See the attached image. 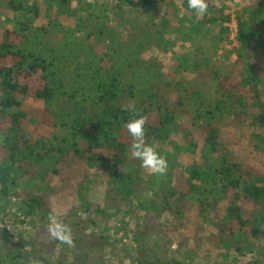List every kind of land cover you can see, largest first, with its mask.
<instances>
[{
	"label": "trees",
	"instance_id": "16d2710c",
	"mask_svg": "<svg viewBox=\"0 0 264 264\" xmlns=\"http://www.w3.org/2000/svg\"><path fill=\"white\" fill-rule=\"evenodd\" d=\"M27 1L0 0L1 8L22 16L0 19V217L11 213L31 226L17 236L2 229L10 264H108L118 255L112 229L136 245V264H177L167 251L174 244L186 247L184 240L195 249L193 260L264 264V0H207L208 12L199 16L188 0H111L101 7L84 0L92 15L111 14L117 24L124 5L145 9L132 13L139 22L132 55L155 49L175 56L167 64L149 62L155 73L149 88L124 82L123 69L99 72L89 106L80 90L60 81L54 55L24 47L38 17L49 18L34 29L44 34L49 25H61L60 17H72L83 0ZM236 2L229 51L235 59L221 72L211 55L231 41L227 24ZM164 33L175 35L182 48L211 39L214 50L201 59L177 55L172 42L160 47L155 40ZM99 60L103 69H113L112 55ZM203 65L215 82L213 100L186 87ZM140 116L146 143L165 159L176 156L152 181L132 155L126 128ZM31 121L54 131L33 140L27 136ZM226 129L251 152L224 144ZM252 152L260 155L259 164ZM92 181L99 182L95 191ZM62 208L66 213L57 212ZM53 219L70 228V243L52 237ZM99 220L106 224L100 227Z\"/></svg>",
	"mask_w": 264,
	"mask_h": 264
},
{
	"label": "rangeland",
	"instance_id": "374dc122",
	"mask_svg": "<svg viewBox=\"0 0 264 264\" xmlns=\"http://www.w3.org/2000/svg\"><path fill=\"white\" fill-rule=\"evenodd\" d=\"M32 0H28V3H31ZM89 2L97 1L98 6L101 7L102 3L111 1V0H86ZM235 12L233 13L232 20L229 24L230 27V42L229 44L220 46L215 54L211 55L212 57V67H219L221 72L225 71L227 63L232 62L235 57L230 54L229 51L234 44V34H235V18L234 15L238 10V3H234ZM74 15L69 18H59L61 25L52 26L49 25V30L44 34H38L37 29L41 25L48 24V17H38L35 21V25L32 28L33 30L28 33V41L24 47L27 50L32 51L34 54H43L45 56L54 55L57 65V76L61 82H63L67 89L69 90H80L86 98V104L89 106L91 100L88 98L89 95L94 93V78H97L98 73L105 75V72H109L110 75L113 72L118 70H124V82L134 83L136 86H145L146 88L150 87V83L154 81V68L149 66L150 61H153L155 58L162 63H170L171 58L175 57L165 54V52H158V50H140L138 55L134 57L132 51L137 50L135 44L132 42V38L136 35L133 31L135 24L139 22L133 19L132 13H140L144 10H136L129 6L124 5V14L120 19V23L117 24V21H114L111 14L104 15V13L97 12L94 16L91 14L92 10L84 2L74 6ZM4 17H18L21 19L22 16L19 13H13L8 9L0 7V19ZM8 28H12V24H8ZM211 29L210 34H213ZM216 30V29H215ZM214 30V31H215ZM137 31V30H136ZM145 31V30H144ZM38 35V36H37ZM143 37H148L143 34ZM156 37V35H155ZM149 38V37H148ZM146 38V39H148ZM140 36L137 38L140 40ZM160 42V47H163L165 43L170 46L171 42L173 43L171 47H176L177 55L179 52L183 51L184 53H189L192 57L196 59H201L205 53H211L212 50L208 48L211 45V39L207 43H203L201 40H195L194 45L192 43L186 44L185 48H182L181 44L177 42L175 35L169 33H164L162 37L155 39ZM203 45L204 48H200ZM138 51V50H137ZM103 54H110L114 58L112 62L113 69H103L101 67V61L99 57ZM176 55V56H177ZM138 59V62L135 60ZM207 66H201L195 73V76L192 77L186 83V87L189 90L199 89L204 93V96L207 100H213L217 97L215 93V82L212 81L210 75L208 74ZM123 72V71H122ZM34 107H39L41 104L36 103ZM54 131L53 128H50L42 123L32 122L29 123L27 129V136L33 140H45L50 137V133ZM223 143L226 145L233 144V149L236 150V153L242 151L243 147L249 149V145L241 146L242 140H237L235 137H231V130L226 129L223 131ZM243 145V144H242ZM251 152V148L249 149ZM92 153L97 156L100 154L99 149L93 148ZM160 152V151H159ZM162 153V152H160ZM163 156V154H160ZM252 162L259 164L260 155L252 152ZM175 154L172 155L167 161V169L173 164L175 159ZM177 167H182L183 163L181 161L175 163ZM166 169V170H167ZM165 170V171H166ZM160 175L153 173L150 169L144 168L143 176L151 178ZM98 183L92 181L90 183V188L92 191L97 190ZM99 191V190H98ZM100 192V191H99ZM66 213V209H57V212ZM100 227L106 224V222H100ZM115 221V219H114ZM118 221V218H116ZM203 225V224H201ZM6 229L11 235L17 236L23 234L24 231H31V226L27 223H20L19 220L14 217V215L7 214L6 216L0 217V264H10V260L7 258L6 252L4 251L3 240L1 239V231ZM112 235L117 237L116 240H112V245L115 247L114 252H118L117 257H113L108 264H136L135 256L138 254L136 250V245L129 242V239L120 237V233H116L112 229ZM118 237L120 239L118 240ZM186 247H177L176 244L169 248L168 255L172 257L177 264H209L214 259L213 257L206 256L204 258L194 259V248L188 240ZM152 240L147 241V245L151 244ZM132 245V246H131ZM126 248L127 253L124 252ZM153 251H157L159 254L162 253L161 248L158 247H149ZM127 254V255H125Z\"/></svg>",
	"mask_w": 264,
	"mask_h": 264
},
{
	"label": "clouds",
	"instance_id": "9594fccd",
	"mask_svg": "<svg viewBox=\"0 0 264 264\" xmlns=\"http://www.w3.org/2000/svg\"><path fill=\"white\" fill-rule=\"evenodd\" d=\"M188 7L196 12V14L204 15L208 12L207 0H188ZM145 124L146 119L140 116L131 119L126 123L128 133L133 138L131 144L132 155L141 161L144 168L150 169L155 174H162L167 169V161L161 156L153 146L145 141ZM52 237L62 242L70 243V228L57 219H53L50 227Z\"/></svg>",
	"mask_w": 264,
	"mask_h": 264
}]
</instances>
